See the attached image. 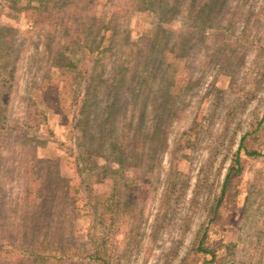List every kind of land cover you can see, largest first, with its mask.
I'll return each instance as SVG.
<instances>
[{"label":"rangeland","instance_id":"374dc122","mask_svg":"<svg viewBox=\"0 0 264 264\" xmlns=\"http://www.w3.org/2000/svg\"><path fill=\"white\" fill-rule=\"evenodd\" d=\"M170 2L0 0V264H264V0Z\"/></svg>","mask_w":264,"mask_h":264},{"label":"trees","instance_id":"16d2710c","mask_svg":"<svg viewBox=\"0 0 264 264\" xmlns=\"http://www.w3.org/2000/svg\"><path fill=\"white\" fill-rule=\"evenodd\" d=\"M190 1V3L191 4H196V0H189ZM182 2H186V0H173V2H170V4H171V9H170V11L171 12H174V11H176L177 10V8H178V6L182 3ZM216 4V3H215ZM209 7V6H208ZM211 7H214V5L212 4L211 5ZM205 13V11H202V13H200V14H198V17H201V16H203V14ZM149 63V65H154V64H156V66H162V67H164V59H163V57L162 58H158V59H148L147 60ZM155 72L154 70H150V73L151 72ZM131 81H134L133 80V78H128V79H124V87L126 86V83H128V82H131ZM121 89H123V87L121 88V86H117V87H115V86H111V91H110V93H113V95H115V96H117L118 94H119V92L121 91ZM117 107H118V101H117V99L116 100H114L113 102H111V104L110 105H108V106H106V108H107V110L110 112L111 110L112 111H114V113H117ZM111 111V112H112ZM106 112V111H105ZM110 115V114H109ZM111 116V115H110ZM102 126V125H101ZM244 141H245V139H243L242 140V146H243V143H244ZM250 154V153H249ZM48 215H51V212L49 213H47Z\"/></svg>","mask_w":264,"mask_h":264}]
</instances>
